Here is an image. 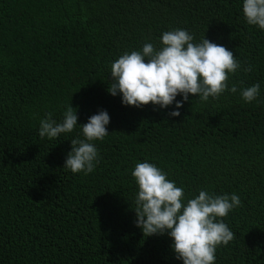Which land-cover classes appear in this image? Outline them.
Here are the masks:
<instances>
[{
	"label": "trees",
	"instance_id": "1",
	"mask_svg": "<svg viewBox=\"0 0 264 264\" xmlns=\"http://www.w3.org/2000/svg\"><path fill=\"white\" fill-rule=\"evenodd\" d=\"M243 3L0 0V264H183L167 234L136 226L132 172L143 162L184 190V204L200 191L239 195L242 206L217 218L235 239L217 247L215 264H264V30L247 23ZM174 29L233 52L237 93L207 102L189 94L180 109L110 95L111 65L146 43L159 49ZM256 83L258 100L245 102L240 90ZM70 105L78 125L110 116L87 175L64 168L71 139H84L79 126L39 136L46 114L59 123Z\"/></svg>",
	"mask_w": 264,
	"mask_h": 264
},
{
	"label": "clouds",
	"instance_id": "2",
	"mask_svg": "<svg viewBox=\"0 0 264 264\" xmlns=\"http://www.w3.org/2000/svg\"><path fill=\"white\" fill-rule=\"evenodd\" d=\"M243 13L249 25L264 30V0H244ZM147 61V62H146ZM241 68L233 52L215 44L205 36L199 43L184 29L166 31L161 36V47L144 44L142 51L125 52L111 65L108 93L120 94L124 106L141 108L152 104L168 108L175 102L180 109L188 101L189 94L207 102L219 100L226 91L237 93V86H228L229 74ZM245 72H251L249 65ZM182 96L181 101L176 97ZM242 99L251 103L260 95V84L240 90ZM178 117L179 111L169 113ZM77 110L68 106L61 122L47 113L40 121L39 136L49 140L61 134L72 133L78 126L84 139H71V151L67 154L64 168L73 174H90L99 163V153L93 141H103L109 134L110 116L106 110L89 117L88 122L78 125ZM132 176L139 191L136 196V226L144 236H163L172 240L176 259L183 264H215L218 246H227L235 234L223 220L229 212L242 206L239 195H212L200 191L193 199L182 203L184 190L166 179L156 165L137 163Z\"/></svg>",
	"mask_w": 264,
	"mask_h": 264
}]
</instances>
